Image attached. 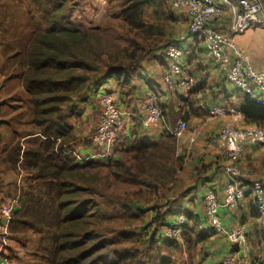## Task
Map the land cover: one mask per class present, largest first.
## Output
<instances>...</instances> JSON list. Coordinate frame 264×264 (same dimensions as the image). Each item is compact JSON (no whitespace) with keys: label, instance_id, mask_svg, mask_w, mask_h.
<instances>
[{"label":"trees","instance_id":"trees-1","mask_svg":"<svg viewBox=\"0 0 264 264\" xmlns=\"http://www.w3.org/2000/svg\"><path fill=\"white\" fill-rule=\"evenodd\" d=\"M27 1L39 15L28 20L33 23L28 41L10 54L18 61L32 127L22 134L17 130L16 142L7 147L8 166L25 177L15 193L21 205L11 223L14 236L32 242L31 236L38 235L30 264H174L175 254L166 252L183 251L211 236L197 216L180 211L166 222L170 193L161 202L165 205L157 196L149 207L143 200L135 204L101 196L115 182L138 184L141 193L147 192L144 187L158 191L166 185L174 178L175 162L184 167L177 137L168 133L152 140L141 129L118 149L126 156L116 158L115 152L108 161L79 162L67 153L78 136L65 106L93 80L98 85L108 77L127 80V102L135 105L134 71L129 70L155 49L147 50L132 32L148 25L145 13L157 0H101L97 21L76 0ZM193 91L194 85L183 99ZM5 104L0 102V116ZM242 113L250 124L264 126V101L246 94ZM150 169L151 178L142 177ZM168 228H179L180 236L167 235Z\"/></svg>","mask_w":264,"mask_h":264},{"label":"crops","instance_id":"crops-1","mask_svg":"<svg viewBox=\"0 0 264 264\" xmlns=\"http://www.w3.org/2000/svg\"><path fill=\"white\" fill-rule=\"evenodd\" d=\"M76 1L86 6L81 0ZM217 1L225 5V12L216 25L222 31H229L235 9L223 0ZM231 1L237 8H241L240 0ZM186 13L188 28L185 35L190 36L193 34L189 32L190 17L188 12ZM235 41L249 56L253 67L256 70H264V25H253L243 32L236 33ZM183 46L187 50L182 59L184 74L194 84V91L190 99H183L176 89L170 88L166 84L164 75L169 61L164 54V49L157 50L152 56L129 70V72L134 71L131 80L135 86L136 106L127 102L128 81L122 82L116 77H108L103 85L96 83L99 80H93V85L96 83V86L87 87L74 96V99L65 108V112L71 116L70 121H73L71 122L75 125L78 136L73 148L83 153L92 150L91 136L97 131L102 118L101 95L104 90L112 91L121 108L128 112L125 115L123 132L117 143V151L122 146L131 143L134 133L141 129L146 131L150 139L159 140L165 134L170 133L180 120L186 119L188 127L182 136L177 137V154L185 158L187 170L196 168V178L193 177L189 183L183 181L176 185L177 188L181 187L182 189L190 186L185 188V192L170 193L169 198L171 199L167 203L165 221L174 220L180 211L191 212L198 217L204 231L211 236L208 240H200L190 247H185L183 251L174 253L173 250H169L166 254H175L174 264L179 263L183 259V255L186 256L184 261L188 264H257L264 257V250L261 248L258 238V235L263 236L264 226L259 223L258 210L252 203L251 195L247 194L232 208L221 207L227 226L245 225L248 238L242 245L234 244L215 230L202 200L205 191L213 186L222 201L229 180L226 170L227 159L220 155L217 146L212 141L213 136L230 121L235 122L238 126L250 124L245 117L216 114L213 108L217 105L223 107L234 105L242 111L246 94L226 80L221 66L209 56L204 40L194 35L193 40L187 46ZM153 90L160 95L164 119L160 123L145 125L142 120L141 104ZM4 99L5 97L2 96L0 102ZM4 113L5 110L0 116V121L6 122ZM0 126L2 125L0 124ZM10 127L11 125L5 124V127L0 130V201L8 195H14L16 189L24 183L22 172L18 173L11 169L6 161L7 147L16 142L18 138V134ZM263 163L264 144L246 143L244 153L238 163L245 178L250 181L259 178ZM154 213L155 211L152 210L151 218ZM253 230H255L254 234ZM8 249L12 255L16 252L21 257V259L17 258V262L13 261L11 264H26L25 261L29 257L28 250L24 245H19L18 239H13Z\"/></svg>","mask_w":264,"mask_h":264},{"label":"built area","instance_id":"built-area-1","mask_svg":"<svg viewBox=\"0 0 264 264\" xmlns=\"http://www.w3.org/2000/svg\"><path fill=\"white\" fill-rule=\"evenodd\" d=\"M234 7V17L229 31L220 30L216 23L224 15L225 5L217 0H171L173 8L186 10L190 17L189 32L204 40L209 56L217 62L232 85L241 89L245 94L259 101H264V70H256L249 56L235 41V34L243 32L253 25H264V0H240L241 8H237L231 0H223ZM188 35L183 34L179 39L170 42L164 48L166 58L172 60L168 64L164 80L170 88L178 91L182 98H189L193 81L185 76L182 60L187 50L183 42ZM102 118L97 131L91 136L92 150L87 153L70 149L79 162L101 159L108 161L115 152L120 135L125 125V115L128 113L121 108L115 94L104 90L101 95ZM142 120L145 125L160 123L164 119L160 105V95L153 90L141 104ZM216 114H231L244 117L240 109L234 105L215 106ZM188 127L186 119H182L171 129V134L182 136ZM219 153L227 159L226 170L229 180L225 188V196L221 201L213 186L204 193V204L208 218L214 228L231 242L242 245L247 241L248 232L244 224L227 226L220 215L222 206L232 208L247 194L251 195L252 203L258 210V220L264 226V163L260 168V177L252 181L243 175L238 163L248 142L264 144V126L249 124L238 126L235 122L226 123L220 132L212 138ZM21 205L20 194L9 195L0 201V232L11 235V223L15 211ZM167 235L180 236L179 228H168ZM11 237V236H10ZM10 239L0 234V264H8L10 255L8 247ZM263 250L264 242L262 241ZM258 264H264V257Z\"/></svg>","mask_w":264,"mask_h":264},{"label":"rangeland","instance_id":"rangeland-1","mask_svg":"<svg viewBox=\"0 0 264 264\" xmlns=\"http://www.w3.org/2000/svg\"><path fill=\"white\" fill-rule=\"evenodd\" d=\"M100 1L101 0H81L82 3L86 4V6L84 5V7H86L84 10L91 15L93 14L96 21L98 20V17L95 16V12L97 11ZM147 10L148 11L145 13V20L147 21L148 25L140 29H135L132 32L133 34H136L142 41L146 42L147 50L151 51L155 49L157 51L164 49L169 42L179 39L180 36L187 32V13L185 10L173 8L171 0H157V2L148 7ZM32 14H34L37 18L39 11L34 6H29L27 0H0V98H2V96L5 97L3 101H6L7 103L4 106V116L6 118V122L0 121V124L2 125L0 126V130H2V128L5 127V124H7L9 126L11 125L10 129H13L16 133L17 130H20L19 134H22L24 129L27 130L32 128L29 126V112L31 111H29L30 105L27 102L28 95L26 94L22 85L20 72H18L17 68H15L18 65V61H16L15 57L10 56V54L13 52L12 47H18V43L21 44L28 41L30 26L33 24H30L28 20ZM193 38L194 35L188 36L187 41H184L183 45L187 46L193 40ZM155 50L151 51L146 56V58L152 56L156 52ZM168 61L169 63L172 62L170 59H168ZM70 117L71 116H69L68 119H71ZM8 120L12 122L9 123ZM125 148L126 147H122V149ZM116 152V158H123L126 156L124 150ZM179 165L180 162L176 161V167L172 168V172L176 171L174 178L166 185L160 186L158 191H152V189L149 190L144 187V190H147V192L143 191V194L139 192L143 189L142 186L138 184L115 182L112 184V186L104 191L105 196H101V198L104 201H111L113 198L118 200L126 199L135 204H139L140 202L143 204L146 203L145 206L149 207L152 206L151 204L156 203V197L160 196L162 198L161 201H159L160 206H163L165 204H162L161 202L167 193H174L178 191L185 192V188L190 187L186 186L184 189L181 187L177 188V184L183 181L185 183H189L193 177L196 178V168L187 170L185 168V158L183 169H179ZM147 172L148 173L144 174L142 177L151 178L150 173H152V170L150 169ZM22 175L25 179L23 172ZM175 178L176 181L174 182ZM159 183L163 184L165 182ZM142 200L145 201V203L142 202ZM114 206L115 203L113 202L112 207L114 208ZM220 215L222 216L223 222L225 223L221 209ZM252 232L254 234L255 230ZM0 234H4L10 239V241L13 239H18L14 236L12 230L11 235L10 233L5 234L2 232H0ZM31 237L33 238L32 242H29L28 240L25 242V240L18 239L20 246H23L27 243V246L24 245L27 248V252L29 254L28 259L25 261L26 264H30V262L33 261V252L35 250L34 246L38 241V235L35 234ZM258 238L260 240L261 248H263L262 241H264V234L262 237L261 235H258ZM8 253L10 255V262L8 264H11L13 261L17 262V258L21 259L20 255L16 254V252H14L12 255L8 249ZM182 258L183 259L176 264H188L186 261H184L186 256L183 255Z\"/></svg>","mask_w":264,"mask_h":264}]
</instances>
